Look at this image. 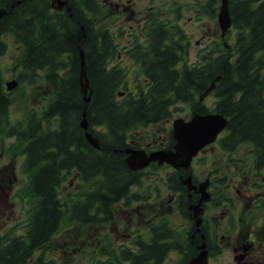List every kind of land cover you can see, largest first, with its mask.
<instances>
[{"label": "trees", "instance_id": "trees-1", "mask_svg": "<svg viewBox=\"0 0 264 264\" xmlns=\"http://www.w3.org/2000/svg\"><path fill=\"white\" fill-rule=\"evenodd\" d=\"M214 3L211 14L215 17ZM3 6L8 12L0 17V52L7 47L4 33L10 32L24 45L16 64L18 78L32 84L45 79L50 95L19 122L5 123L4 136L16 137L25 155L22 165L29 182L20 192L37 201L28 210L21 234L0 237V264H56L43 253L34 254L49 243L65 217L95 221L96 213H107L138 182V171L128 167L119 150L127 145L129 131L170 117L171 106L178 102L188 101L195 107L198 94L212 81L216 98L212 111L228 117L226 132L219 138L222 148L233 150L241 142H251L252 154L264 166V0H230L234 44L222 43L223 48L218 46L195 66H179L185 51L176 36L177 26L156 21L144 49L134 53L148 78L147 87L136 93H127L124 69L109 62L116 54L115 37L106 25H96L100 11L95 0H77L73 16L69 11L51 12L49 0H0ZM81 49L92 88L86 107L89 129L99 137L100 147L88 141L81 125L85 109ZM13 101L0 68V116L9 112ZM196 110L210 111L202 104ZM73 170L86 182L99 181L91 189L84 188L82 198L65 202L58 186ZM173 183L183 191L179 178ZM185 197L183 192L179 203ZM171 236L165 231L164 236L154 235L147 242L138 240L137 249L127 248V264H162L174 246L162 239Z\"/></svg>", "mask_w": 264, "mask_h": 264}, {"label": "rangeland", "instance_id": "rangeland-1", "mask_svg": "<svg viewBox=\"0 0 264 264\" xmlns=\"http://www.w3.org/2000/svg\"><path fill=\"white\" fill-rule=\"evenodd\" d=\"M212 3H214L213 0H134L132 6L144 9L146 14L154 13L166 24L176 25L179 33L176 36H180L183 46H186L183 47L186 55L180 61L179 66L185 63L193 66L198 60L211 55V51L218 46L224 47L221 45L224 42V35L218 21L222 0H215L214 4H217V15L215 17L211 14ZM149 5L151 7H148ZM51 11L54 12V9ZM95 18L96 25H106L107 29L115 36L116 54L109 62L111 66L124 69L127 93L130 91L136 93L142 86L146 88L145 74L141 63L131 56L129 50L133 51L137 46L145 43L146 34L149 31H145V33L142 31L131 36L128 32L129 22L127 17L124 14L108 13L107 9L99 12ZM132 22L135 23V21ZM230 32L231 34L228 33L225 39L230 44H234L236 32L233 29ZM4 38L6 39L7 47L0 52V68L3 74L4 88L14 101L9 107V112L0 116V237L7 234H21L25 227L28 210L37 201V198L25 196L23 192H20L22 187L29 182V175L24 171L22 165L25 155L20 151L21 144L19 142L16 143V137L4 136V133L8 130L5 123L19 122V120L27 116L31 108L42 106L46 103L48 100L44 96L50 95V90L47 91L49 87L45 79L33 84L27 81H20L18 78L20 68L16 64L22 57L24 45L10 32L4 33ZM119 53L123 56L120 57ZM12 79H17L19 83L12 88H8L6 84ZM204 102L206 107L213 108L216 102L215 95L209 93L205 97ZM171 109L172 114L168 117V120L139 125L136 129L129 131L130 135H133L131 137L142 139L146 142L158 133L162 134L168 127L172 126V121L175 117L189 116L192 113V105L188 101L178 102L171 106ZM98 128L101 130L100 127ZM14 143L16 147L13 149ZM212 145L213 149H205L195 159L194 167H192L193 171L198 178L201 179L205 175H210L215 183L219 184L221 190L214 191V196L217 200L221 197L220 193H225L232 197L235 193L234 188L230 184L227 185L228 181L223 182L219 178L222 175L226 176V169L232 175L235 173L239 174L238 167L244 164L249 166L248 157H253L250 145L248 142H244L230 152L225 151L219 141L214 142ZM172 170L173 167L166 165H152L138 170L135 176L138 182L131 187V191L145 194V199L134 200L130 195V202L127 203L128 196L124 197V200L116 202L117 223L121 227L130 223L129 228L132 231H140V228L141 230L146 228L143 225V219L146 218L145 212H148L149 215H152L153 221L168 219L172 228L175 225V228H173L175 231H183L185 234L183 239L185 240V246H187L189 243V239L186 236L188 219L185 217L184 212L180 211L179 207L176 206L178 203H174L172 208L169 207V199L172 194L176 193L168 181ZM98 181L86 182L73 170L70 173L67 172L65 178L60 182L58 194L65 202L74 201L79 196L83 197L84 188L89 187L88 189H91L96 186ZM229 182H231V176L229 177ZM125 208L127 209V215L126 212H122ZM223 208V206H220L213 209L209 214L211 216L209 220L211 230L212 232L215 231V237L218 239L217 245L221 248L214 250L211 264L233 260V252L227 247L225 241L229 230L226 229L227 221L221 216ZM235 212L237 213L236 209ZM261 213L262 210H259L254 214L257 224L263 222L262 217H260ZM248 214L250 215V211ZM243 215L246 216V213ZM244 224H246L245 221ZM93 225L82 227L81 222L70 221L68 217H65L62 226L51 237L49 243L44 248L37 250L34 255L37 256L43 253L45 258L54 259L56 264H92L95 258L104 255L103 251H109L113 248L111 243L117 241L114 231L109 226L102 224L101 226L92 227ZM96 229L97 232L101 231L99 246L96 244L98 242L97 238L93 239L90 235ZM89 231L91 232L90 234ZM177 234L178 232H175V235ZM222 234L226 235L224 239H222ZM89 239L93 243L89 242ZM118 242L120 241H117L115 245ZM183 255L173 251L170 253L168 260L174 261L173 264L176 262L177 264L184 263L181 260Z\"/></svg>", "mask_w": 264, "mask_h": 264}, {"label": "flooded vegetation", "instance_id": "flooded-vegetation-1", "mask_svg": "<svg viewBox=\"0 0 264 264\" xmlns=\"http://www.w3.org/2000/svg\"><path fill=\"white\" fill-rule=\"evenodd\" d=\"M77 0H49L50 2V11L54 9V12H60L65 13L66 11H69L71 16H73V4L76 3ZM97 3V8L99 10L101 9H107L108 13H117L119 15L124 14L127 17V20L129 22L128 25V32L131 36L136 35L137 33H141L144 30H147V25L151 24L154 20H159L161 22V19L157 17L154 13H144V9L135 8L132 6L134 0H95ZM148 7H151L149 5ZM152 10V9H150ZM52 12V11H51ZM2 17V16H1ZM132 21H135L133 23ZM164 23V22H162ZM171 26H174L172 24ZM84 27V26H82ZM144 46L141 45L137 46L135 49L129 50V53H131V56L134 57L137 61L141 63V61L136 57L134 54L136 50H139L140 48L144 49ZM119 56L122 57L121 53H119ZM209 56V55H208ZM207 56H205L206 58ZM200 62V60H198ZM197 61V63H199ZM180 64V62H179ZM142 66V63H141ZM145 80L147 82L148 78L145 75ZM198 94V102L197 105L194 107L192 106V113L189 116H184L186 119H190L195 112H200L196 110V107L199 105H203L206 107V104L203 100H200ZM209 95V94H208ZM192 105V104H191ZM205 113V112H200ZM165 120V119H163ZM168 120V118H166ZM157 123V122H156ZM95 134V133H94ZM96 135V134H95ZM132 135H129V140L127 139V145L124 148H118L120 152L124 153V157L126 160V163L130 169H132L127 160V156L130 152L126 151V148L132 147V148H143L147 152V154H150L154 150L158 149H172L175 148V143L177 142V139L174 135V128L173 126L168 127V129L163 132L162 134L158 133L156 136L152 137L150 140H147L144 142L142 139H136L135 137H131ZM244 142H241L242 144ZM250 145V150L252 152V143L248 142ZM213 143H208L205 146L201 148V150L198 152V154L193 158L192 165H191V171L186 167H175L168 163H159L158 161H151L147 166L140 168V169H132V170H142L145 168H148L152 165H158V166H171L173 167L172 173L169 174V185L176 191L175 194H172L169 201V207L172 208L174 203H178L176 206L179 207L180 211H183L185 214V217L188 219L186 236L189 239V243L187 246H185V240L183 239V236L185 235L183 231H175L173 228H175V225H173V228L171 227V224L169 223L168 219H161L153 221L152 215H149L148 212L146 214V218L143 219L144 227L145 229L141 228L140 231H132L129 228V224H124V226H119L117 223V214L115 212V204H113L111 207L107 208V213H96L97 219L95 221H88V222H81L82 227H87V225L94 226H101L102 224L109 226L114 232V236L117 239L118 242L116 245L115 241L113 244V248L109 251H103L104 255L99 256L98 258H95L94 262L92 264H127V248H135L137 249L136 242L138 240L147 242L150 239L154 238V235H161L164 236L165 231L171 232V237L166 239L163 238V240L168 241L169 243H172L174 246L171 247L168 251L166 256L164 257L162 264H173L174 261L168 260V257L171 252L177 251L181 254H184L182 256V261L184 263L180 264H187L191 259L196 257L204 248L208 250V261L207 264H211V259L214 254V250L221 249L218 247L217 242L218 239L215 237V231L212 232L211 230V223H209V220L211 216L209 214L213 209H216L220 206H223L221 216L225 218L226 222V229L229 230V234L226 237L225 241L227 244V247L232 250L233 252V260L230 261H222L219 264H264V166H259V162L257 158L253 155L252 158L248 157V163L249 166H245V164L241 167H238L239 174H230L228 173L226 176L222 175V177L219 178V180H222L223 182H227V185L230 184L232 188H234L235 193L234 195L229 196L225 193H220V198L217 200L214 196V193L216 191H220L221 188L218 183H215L214 179L210 175H205L204 178H198L194 171V161L199 156L200 153H202L205 149L210 148L213 149ZM238 147V146H237ZM235 147V148H237ZM116 149V150H118ZM234 150V149H233ZM232 150V151H233ZM225 151H231L228 149H225ZM253 153V152H252ZM237 162V161H235ZM241 165V164H239ZM192 173L193 176V184L197 186V188H188V185L184 182V179L189 173ZM79 176V174H78ZM231 176V182H229V177ZM176 178H179L181 183L184 185V189L178 190L176 188V184H174V180ZM208 181V185L205 186L206 190L209 192L210 196L209 198L204 199L201 202V206L203 207V210L200 212L199 215L195 214L194 209L191 208V205L194 203H197L200 201L203 193L202 190H200V185L202 182ZM1 187V183H0ZM223 188V187H222ZM215 191V192H214ZM186 194V197L184 198V202L179 203L180 201V195L182 193ZM128 195V202L131 201L130 195L133 197L134 200H144L145 194L137 193L135 191L129 192ZM206 194V192H205ZM124 200V197L121 199ZM213 203V204H212ZM239 210H238V209ZM261 208V209H259ZM235 209L237 210V213L235 212ZM259 210H262L261 216L263 219V222L261 224H257L255 222L254 214H256ZM250 211V215L248 212ZM122 212H126L127 215V209H123ZM246 213V216L243 214ZM238 216H237V215ZM237 216V218H236ZM201 217L200 223L197 224V218ZM131 222L130 220H128ZM244 221L246 224H244ZM142 222V221H140ZM238 224V225H237ZM88 234V230L86 231ZM101 231L97 232V229L95 232L91 233L89 231V234L92 236V238H97L98 242H96L97 246H99L101 239H99ZM175 232H178L177 235H175ZM156 233V234H155ZM225 234H222V239L225 238ZM91 238V239H92ZM89 242L92 240H88ZM109 244V243H108ZM177 264V262L175 263Z\"/></svg>", "mask_w": 264, "mask_h": 264}, {"label": "water", "instance_id": "water-1", "mask_svg": "<svg viewBox=\"0 0 264 264\" xmlns=\"http://www.w3.org/2000/svg\"><path fill=\"white\" fill-rule=\"evenodd\" d=\"M8 12L6 7L0 8V17L4 13ZM219 23L222 28L223 34L229 30L232 25V16L230 11L229 0H222L220 11L218 14ZM81 93L85 100V109L82 113L81 125L86 130L87 139L94 145L99 147L100 140L93 131L89 130V120L87 118V105L91 100L92 88L90 85V80L87 72V63L85 60V51L81 49ZM221 75L217 76V79ZM18 80L12 79L7 82V87L12 88L17 85ZM215 87V81L201 93L200 99H203L213 88ZM228 123V117L222 112H208L200 113L195 112L190 119H185L184 117H176L174 119V135L177 139L175 143V148L170 149H158L147 154L143 148H126L127 152H130L126 157L128 164L131 168L137 169L149 164L152 160H158L159 163L165 161L173 164L176 167H186L190 170V164L195 154L208 142L214 141L217 138L218 133L226 127ZM191 171V170H190ZM184 179V182L188 185V188H197L193 184V176L190 172ZM208 181L202 182L200 185V190H202V197L199 202L191 205L194 209L195 214L199 215L203 210L201 202L209 198L210 194L206 190L205 186L208 185ZM206 192V194H205ZM201 217L197 218V224L200 223ZM208 261V250L204 248L196 257L191 259L187 264H207Z\"/></svg>", "mask_w": 264, "mask_h": 264}]
</instances>
